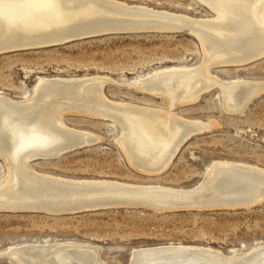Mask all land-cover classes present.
I'll use <instances>...</instances> for the list:
<instances>
[{
    "label": "bare ground",
    "instance_id": "obj_1",
    "mask_svg": "<svg viewBox=\"0 0 264 264\" xmlns=\"http://www.w3.org/2000/svg\"><path fill=\"white\" fill-rule=\"evenodd\" d=\"M201 1L216 13L214 18L130 6L117 0H0V54L53 45L104 27L153 26L191 33L201 43L204 55L198 68L160 72L128 84L161 96L168 104L165 110L109 99L103 89L114 80L100 75L44 79L25 100L0 95V157L8 172L0 181V210L53 214L69 211L81 201L93 206L116 201L154 205L160 210L175 205L264 201V169L244 163L215 161L199 185L178 189L71 179L40 173L32 166L33 161L53 159L99 139L68 126L64 121L68 113L111 121L120 128L117 144L129 163L152 175L165 171L182 144L212 125L183 118L173 108L198 101L201 93L216 86L227 112H243L264 91V81H223L210 69L243 66L264 58V0ZM172 246L177 250L165 249ZM6 255L16 264H104L99 246L75 241L26 243ZM131 257L130 264H264V244L230 254L202 246L160 245L134 249Z\"/></svg>",
    "mask_w": 264,
    "mask_h": 264
},
{
    "label": "rangeland",
    "instance_id": "obj_2",
    "mask_svg": "<svg viewBox=\"0 0 264 264\" xmlns=\"http://www.w3.org/2000/svg\"><path fill=\"white\" fill-rule=\"evenodd\" d=\"M117 1L196 18L216 16L201 0ZM57 43L1 53L0 95L25 100L31 98L44 79L100 75L117 82L104 86L109 99L165 110L168 104L161 96L128 84L160 72L198 68L204 60L201 43L187 31L110 34ZM210 71L223 81L262 82L264 58L243 66H213ZM210 89L201 93L198 101L173 108L183 118L212 125L182 144L169 167L160 174L149 175L133 168L117 144L120 128L111 121L77 113L65 114V123L99 139L59 158L33 161L32 166L40 173L71 179L115 180L177 189L199 185L215 161L264 169V91L243 112L229 113L223 107L219 89ZM7 173L0 157V181ZM67 241L99 246L104 264H130L134 249L160 245L202 246L227 254L248 251L264 244V201L244 209L165 212L142 207L64 215L0 211V264H16L6 255L15 246Z\"/></svg>",
    "mask_w": 264,
    "mask_h": 264
},
{
    "label": "water",
    "instance_id": "obj_3",
    "mask_svg": "<svg viewBox=\"0 0 264 264\" xmlns=\"http://www.w3.org/2000/svg\"><path fill=\"white\" fill-rule=\"evenodd\" d=\"M111 27V28H110ZM104 27L101 30H94V31H90L91 33H87V34H83V35H79V36H75L73 39L67 40V41H62L59 42L57 44H63L69 41H73V40H80V39H85V38H89V37H98V36H103V35H110V34H121V33H134V32H149V31H158V32H181V30H173V29H156L153 26L152 27H139L136 26L135 28H124V27ZM110 28V29H107ZM48 46V45H45ZM42 47V46H40ZM108 83H113V82H107ZM253 101V99L248 103V105ZM26 150V149H25ZM25 150H21V151H25ZM75 150V149H74ZM73 149L70 151H66L64 152L62 155H58L53 157V159L59 158L67 153H70L72 151H74ZM22 154V153H21ZM96 201V200H93ZM84 202H89V201H81V203H79V205H72L69 211H57L56 213H53L55 215H64V214H74V213H83V212H91V211H95V210H99V209H104V208H118V207H142V208H146V209H150L152 211H173V210H189V209H244V208H251L254 207L256 205H258L260 203V201H248L246 203H236V204H227V203H211L208 205H202L199 207H190L187 205H175V206H167L165 208H163V210L160 209H156V207L153 205H125V204H119L118 201H116V203H110V204H105V205H98V206H93L90 205L91 203L85 204ZM92 202V201H91ZM104 203V202H103ZM101 203V204H103ZM2 212H16V211H9L6 209H2L0 210ZM20 212V211H17ZM27 212H41V211H27ZM43 213L45 211H42ZM168 251H175L177 250L176 247L172 246V247H167L165 248ZM195 251V250H194Z\"/></svg>",
    "mask_w": 264,
    "mask_h": 264
}]
</instances>
